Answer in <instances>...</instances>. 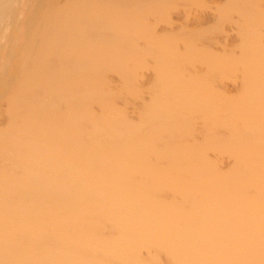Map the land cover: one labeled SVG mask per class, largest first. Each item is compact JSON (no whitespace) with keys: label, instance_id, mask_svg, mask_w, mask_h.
Segmentation results:
<instances>
[{"label":"bare ground","instance_id":"6f19581e","mask_svg":"<svg viewBox=\"0 0 264 264\" xmlns=\"http://www.w3.org/2000/svg\"><path fill=\"white\" fill-rule=\"evenodd\" d=\"M32 1L0 0V264H264V123L257 129L240 105L210 112L194 63L187 83L180 76L201 54L209 79L225 70L228 42L209 23L222 20L221 5L203 0L175 23L148 0L119 21L114 0H101L99 16L82 8L94 0H36L26 19ZM155 14L180 28L160 30ZM99 21L114 36L98 33ZM143 24L144 44L133 42ZM159 45L179 70L163 101L160 79L150 85L152 106L126 66ZM263 45L249 50L241 93L264 88ZM113 50L119 85L106 64ZM256 110L264 117V105ZM210 140L214 150L235 144L231 167L209 157Z\"/></svg>","mask_w":264,"mask_h":264},{"label":"rangeland","instance_id":"374dc122","mask_svg":"<svg viewBox=\"0 0 264 264\" xmlns=\"http://www.w3.org/2000/svg\"><path fill=\"white\" fill-rule=\"evenodd\" d=\"M60 1L63 4L66 0H60ZM114 1L113 2L111 1L109 3L113 7L112 14L115 15L116 20H118V21L119 20H123L127 14H131L132 12H137V10L140 9L141 3L143 2V0H141V1L140 0H126V1L125 0L124 1H120V0L118 1L117 0V2L116 1L114 2ZM138 1H139V3H137ZM148 1H150V3H152L153 6L156 9H159V11H161L162 9H168V10L170 9L173 12L172 18H173V21L175 23H179L180 20L182 19L181 16L177 12L178 10L179 11H183L184 9H187V10H190V11L192 10V11H198L199 12V11H202V9L204 8V5L202 3L203 0H170V2L168 1V3H167V1H165V4H164L163 1L161 2V0H148ZM153 1H155L154 3L157 4L156 6L154 5ZM157 1H158V3H157ZM210 1L211 0H207L206 3L209 2V4L213 8H215L216 4L221 5V7L224 10V15H223V18H222V20L220 22H218L216 20L210 19L209 20V23L210 24H216V23L220 24V26H221L220 28L221 29L220 28H217V31L215 32L214 35H215L216 38H218V40L220 41V43L226 44L228 42L227 43V48L228 49H226L225 50L226 52L224 53L226 59H225V62H224V68L223 69H225V70H221V72H217L214 76H211L210 77L211 79H209V77H207V75L205 76L206 73L203 74V72H205V70L207 69V66H208V64L210 62V60L207 59L208 58V55H206V54L197 55L196 56L197 57L196 58V61H195V59L187 58V61H189V62H187V61H185V59H183L184 61L182 60V62L179 63V64H182V65H185L183 63L184 62H187L189 64L188 65L186 63V66H185L188 69V71L186 69L183 73H181L183 75H180L181 78H182V82L187 83L186 82L187 81L186 79L189 78V75H187V74H189V71L191 72V67H192L190 64L193 65V63H194V65L198 66V68L200 70L199 71L200 72V75H202L201 80H203V78H204V80H203L204 81V86H202L201 95H203L205 93L203 95V97L206 99L207 102L210 103V106H211V107L208 106L209 109H210L209 111L210 112H213V111L215 112V111H217L216 109H218V108H219L220 112H222V110H228L229 108L234 111V108L236 107V105L237 106L240 105L241 107L243 106L242 108L238 106V109H240L241 111H244V113H246L248 115V118L250 117V120L253 119V122L256 121L255 124L253 123V125H255V127H256L259 124L260 126H257L258 128L257 127L256 128L257 129H260L259 127L262 126L261 123H264V117H259L258 111L256 109H258V107H260V105H264L262 103V101L264 102V96H263L264 95V88H262L260 90H256V92L255 91H250V90H245V91H242V93H241L242 88L245 87V85H244V83H243V81H242L241 78L243 77L242 75L244 73H248V75L249 74L251 75V73L254 72V69L251 70L252 67L254 68V66H253V59H252V57H253L252 56L253 55L252 54L253 50H250V49H252V48L254 49V47H256V46H258L260 44H262V45L264 44V38H263L264 37V0H212L211 1L212 3ZM86 3H88L90 5L87 6V4L85 5V3L83 4V2H82V4H83L82 5L83 6L82 8H84V10H87V9L88 10L96 9V16H99L100 10L102 9V8H100L101 7V0H94V1L86 2ZM123 5H125V7ZM126 6L132 12L129 11ZM36 7H37L36 0L35 1H32V2H30L28 4V6H27L28 12L26 13V19H28L30 17V15H32L35 12ZM157 14H155V17L151 16L150 22H152V24H156V25L158 24V27L157 28H159L160 30H165V29H170L171 30L172 27H173V29L175 31H177L180 28L178 24H176V25H174V26L171 27V26H167L166 23H164L162 21L155 20V19L158 18V15ZM98 19H99V17H98ZM238 23L241 26L238 25ZM99 24H100V21L97 23V27H96V29L99 28V29H97V31L99 30L98 33H103L104 32L103 33L104 35L107 33L106 36L107 35H109V36L110 35L111 36L113 35L114 36V31H110V30H113L111 28L112 26H110V24L108 26L107 25L101 26L102 25V22H101L100 25ZM145 24L147 25V23H145ZM145 24H143L141 28H139L136 32H134V33H132V35H130V38H131V40L133 42L134 41H137V42H140L141 44H144L143 42L145 41V38L144 37H145V30H146L145 29L146 28L145 27L146 26ZM195 25L196 24H194V23L191 24V26H195ZM104 27H106V28H104ZM108 27H109V30H108ZM102 29H103V31H102ZM223 29H225V32L223 31ZM100 31H102V32H100ZM105 31H108V32H105ZM240 32H243V33L245 32L244 37L240 36ZM222 33H224L225 35L224 34L222 35ZM226 34L228 35V37H227ZM242 39H243V41H242ZM256 39H258V40H256ZM252 42L253 43L255 42L257 45H255V43L253 44ZM214 46L213 47L215 49H219L220 51H222V48H221L220 45L215 44ZM263 47H264V45H263ZM153 48H155V49H153ZM160 48H163V47L160 46V45L158 47L157 46L151 47L152 50L149 49V51H148L151 54H149V53L147 54L146 53L147 55L144 56L145 58L142 57V59H138L136 61H131V62L127 63V65L130 64V66L124 65L130 71L133 70V72H137V73L139 72V74L141 76H143V78L146 80L145 81L143 79V81H144L143 82V85H144V88L146 89L145 90L146 92L144 93L145 94L144 95L145 96L144 98H145V100L147 99L148 103H150V105H152V106L157 103V102L156 103H154V102H155L156 99H158V97H156L155 94H152L153 92H150V87L153 86V85L154 86L155 85L157 86L158 83H159L158 84L159 86L161 85L159 87V89H158V91H159L158 96H160L159 98H161V99H158V100L159 101H163L162 98H164V96H162V95H164L165 90L168 89L166 87H169L166 84H169L170 83L169 85H171L172 82H170V81H173L172 79L174 78V77H172L170 75V73L173 74L172 71L177 72L179 70L178 63H176V61L174 62V60L171 61L170 55L168 53V50L165 49V51H164L165 53H164L163 52L164 49H160ZM229 49H231V50H229ZM156 50L157 51L159 50V51L157 52ZM249 50L252 51V52H250ZM110 52H111V54L113 56H111V58L108 61H106L107 62L106 64H107L108 69L111 68L110 69L111 71L109 70L110 71V76H111L110 78H111V80L114 81L113 83L115 85H119L120 84V80H119L120 78H117L118 75H117V72H116L117 71L116 70L117 69L116 66H118V67L120 65L122 66L124 63L122 61H120L117 57H115V55H114L115 54V51L114 50L113 51H110ZM159 52L160 53L162 52V54L164 53V55L166 53H168V55L166 54V57H165L162 54H159ZM154 54H156V55H154ZM249 54L250 55L252 54V55L250 56ZM167 56H169V57H167ZM204 56L205 57L207 56V57L205 58ZM200 57H201V59H200ZM203 58H204V60H203ZM161 59H163V61H161ZM168 61L170 62V64H169ZM249 61L250 62L252 61L251 62L252 64ZM109 63H111V64H109ZM174 63L177 64L176 65L177 66L176 68H174L175 66H173V65H175ZM206 63H208V64H206ZM114 65H115V67H114ZM169 65L170 66L172 65L173 67L171 66V68H170ZM187 65L190 66V67H187ZM166 66H168V67H166ZM250 66H252V67H250ZM167 68H168V70H167ZM175 69L177 71H175ZM169 70H170V72H169ZM223 71H226V72H223ZM206 72H207V70H206ZM160 73H161V76H160L161 78L159 77ZM166 73L169 75V77H168V75H166ZM163 74H164V76H162ZM156 77H157V79H156ZM162 77H165V78H162ZM183 77H185V78H183ZM248 77H251V76H248ZM158 78L160 79L159 82H158V80H159ZM163 79H164V81L166 83L163 82ZM184 79H185V81H184ZM210 80H212V81H210ZM213 80H215V81H213ZM156 81L158 83H156ZM210 82L212 83L211 85H210ZM163 84L166 85V86H163ZM239 86H241V87H239ZM152 88L153 87H151V89ZM203 88H205V89H203ZM248 88H250L249 85H248ZM220 89H226L227 91H226L225 94L222 95L219 92ZM252 92H255V93H252ZM237 93H238V96H236ZM241 94H243V95H241ZM248 94H249L250 97L248 96ZM254 94H256V95H254ZM218 95H220V96H218ZM251 95H254V96H251ZM247 96H248V98H247ZM255 96H256V99L254 98ZM260 100H262V101H260ZM150 101H154V102H152L153 104H151ZM248 101H252L253 104H251V106H248V104H247ZM223 102H224V104H223ZM211 103H213L215 105H212ZM242 103H243V105H242ZM234 104H235V106H233ZM244 105L247 107V109H243V108H246V107H244ZM230 106H233V107L231 108ZM221 107H222V110H221ZM223 108H225V109H223ZM246 111L249 112V113H247ZM251 111L254 112V113H256L255 116H252V115H254V113H252V115H249V114H251ZM231 113H232V111H231ZM234 114L235 113L233 112L231 114V117L229 116L228 118H230V119L232 118L233 119L234 118ZM228 121L229 122H232V120H229V119H228ZM256 123H258V124H256ZM222 125L224 126V128H222V126H220L221 128L218 127L216 129H214V126L211 125L210 129L212 128L211 129L212 131L211 130H208V131L210 132V134H213L214 133L213 130L217 131V133L224 134L225 133V130L228 129L229 126H231V123H227V121H226L225 124H222ZM261 129L264 130V124L261 127ZM164 132H166V130ZM209 142L212 143V144L209 143L210 148L211 147L213 148L212 145L216 146L212 142V140H210ZM231 144L230 143L229 144L226 143V146L224 145V147L222 149L221 148L219 149V148L216 147L215 149L216 150L218 149L217 150L218 153L220 151L222 153H224L223 151H225V153H226V154H221V152H220L219 155L216 152V150H214V148H213V151H212V148H211V151H212L211 152L210 151V148L208 147V150H209L208 151V155H209V157L212 158V159H216L218 157V159H216V160H219V162H222L223 163V164L220 165V167H222V165H224L222 167L223 169H228L229 166L231 167L233 165V163H234V161H232V160L234 159V152H236L235 149H234L235 148V146H234L235 144H232V145ZM229 147H230V150H228ZM231 152H233L232 155H231ZM220 155H221V158L224 159L223 160L224 162L222 161L221 158H219Z\"/></svg>","mask_w":264,"mask_h":264}]
</instances>
